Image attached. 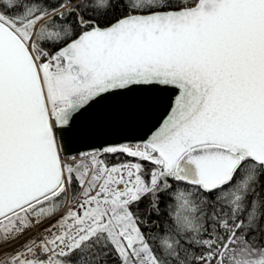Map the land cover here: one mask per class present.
Segmentation results:
<instances>
[{
    "label": "snow or ice",
    "instance_id": "snow-or-ice-1",
    "mask_svg": "<svg viewBox=\"0 0 264 264\" xmlns=\"http://www.w3.org/2000/svg\"><path fill=\"white\" fill-rule=\"evenodd\" d=\"M0 264H264V0H0Z\"/></svg>",
    "mask_w": 264,
    "mask_h": 264
}]
</instances>
